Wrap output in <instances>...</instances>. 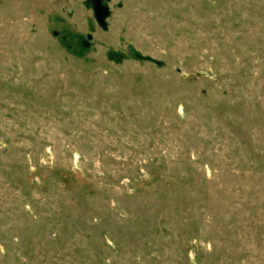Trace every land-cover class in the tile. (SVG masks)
I'll use <instances>...</instances> for the list:
<instances>
[{"label":"rangeland","instance_id":"rangeland-1","mask_svg":"<svg viewBox=\"0 0 264 264\" xmlns=\"http://www.w3.org/2000/svg\"><path fill=\"white\" fill-rule=\"evenodd\" d=\"M99 1L0 0V264H264V0Z\"/></svg>","mask_w":264,"mask_h":264},{"label":"water","instance_id":"water-1","mask_svg":"<svg viewBox=\"0 0 264 264\" xmlns=\"http://www.w3.org/2000/svg\"><path fill=\"white\" fill-rule=\"evenodd\" d=\"M92 1L94 3L95 9L97 11H99V9H100V1L99 0H92ZM103 18H104V16H103Z\"/></svg>","mask_w":264,"mask_h":264}]
</instances>
